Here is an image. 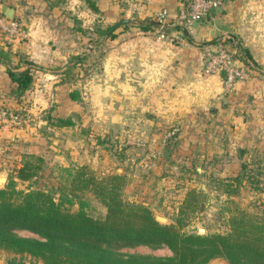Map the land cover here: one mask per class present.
<instances>
[{
    "label": "rangeland",
    "instance_id": "rangeland-1",
    "mask_svg": "<svg viewBox=\"0 0 264 264\" xmlns=\"http://www.w3.org/2000/svg\"><path fill=\"white\" fill-rule=\"evenodd\" d=\"M228 1L220 0L218 11L225 2L223 11L233 17L232 36L223 39L221 46L238 50L249 78L200 109L180 106L182 97L175 94L154 101L151 86L142 96L122 88L128 78L137 84L141 74L144 81L138 80V85L149 83L145 62L139 65L135 54L128 58L131 49L126 42L135 34L158 41L154 37L157 15L140 19L132 6L128 9L131 22L115 26L120 14L110 17L100 8L101 0H0V5L14 9L12 21L18 27L14 36L0 29V52L7 56L11 70L29 66L33 76L23 94H12V87L10 96L0 97V111L18 118L10 124L16 132L0 138V188L13 181L18 191L40 189L63 209L81 208L102 219L105 207L89 179L101 181L118 174L122 200L146 206L154 217L166 219L164 225H174L186 191L195 189L199 195L192 199L194 210L189 207L180 216L184 225L179 230L184 233L199 228L206 235L226 233L229 217L239 212L263 217L264 0ZM89 2L97 11L89 8ZM148 21L155 27L142 30ZM171 30L179 29L169 26L164 32ZM26 48L36 56H48L52 64H35L25 54ZM168 100L173 102L170 111L154 103ZM58 118L69 119L72 125L57 127ZM6 123L0 120V125ZM28 155L42 158L41 169L27 181H19L14 171ZM78 171H82L80 179H73ZM13 232L37 237L26 230ZM115 250L171 255L166 247L115 246ZM0 264L44 263L0 249ZM207 264L227 263L215 258Z\"/></svg>",
    "mask_w": 264,
    "mask_h": 264
},
{
    "label": "trees",
    "instance_id": "trees-1",
    "mask_svg": "<svg viewBox=\"0 0 264 264\" xmlns=\"http://www.w3.org/2000/svg\"><path fill=\"white\" fill-rule=\"evenodd\" d=\"M88 6L97 11L94 3L89 2ZM153 27L155 24L148 21L142 30ZM186 34L184 30L183 36ZM233 52L234 58L240 60L238 50ZM246 56L244 50L243 57ZM0 60L9 64L7 56L1 52ZM6 73L13 84L14 95L23 94L33 80L29 66L17 71L8 67ZM54 125L69 126L72 122L58 118ZM41 163V157L24 156L14 177L27 181L38 174ZM81 175L82 171H78L73 179H80ZM121 179L118 174L101 181L89 179L96 184L94 193L105 207L102 219L87 215L81 208L75 212L63 209L43 190L18 191L15 183L9 181L0 188V249L28 254L44 264H207L215 258H222L227 264H264V216L239 212L229 217L226 233H184L179 230L184 225L180 216L185 215L189 207L194 210L192 199L199 195L195 189L186 191V199L175 214V226L164 225L155 220L146 206L122 200ZM89 180L80 181L89 183ZM225 192L229 194L232 190ZM16 229L37 237L18 236L13 232ZM115 246L166 247L171 255L120 253Z\"/></svg>",
    "mask_w": 264,
    "mask_h": 264
},
{
    "label": "crops",
    "instance_id": "crops-1",
    "mask_svg": "<svg viewBox=\"0 0 264 264\" xmlns=\"http://www.w3.org/2000/svg\"><path fill=\"white\" fill-rule=\"evenodd\" d=\"M135 2L131 4L130 0H121L120 2L118 0H101L100 8L107 10L109 16H112V18L119 17L120 14L119 21H121L129 19L130 10L128 9L132 6H135L137 17L140 19L157 15L162 10H166L169 18H172L188 3L187 0H136ZM232 2L229 0L227 3ZM117 3L118 7L116 6ZM225 5V2H223L222 9L218 11L217 8L211 11L208 16L198 21V24L191 27L190 30H185L187 32L185 37L183 36V31L171 30L169 33L179 39L176 42L158 39V41H152L148 38H141L137 34L134 35V38H130L126 42L127 47L131 49V54L128 58L133 59L132 55L135 54L137 63L143 65L144 61L146 64L145 68L148 70L146 72L150 73L147 74V78H149L147 81L149 83L146 86L144 84L142 86L138 85V80L140 82L144 81V78L142 79L141 76L142 74L140 77H137V84L130 83V78H128L126 86L122 87L127 89L126 93H135L142 96L146 94L144 89H148L151 86L153 89L151 94L154 97V101L162 95L171 97L175 94L178 97H182L178 101V104L184 106V108L187 105L190 106L189 108L194 105L202 109L201 106L211 105L220 99L225 92L220 75L204 74L203 67L207 60V54L215 48L220 47V42L229 34L232 36L233 17L229 11H223ZM118 9L120 11H117ZM122 11L124 12L123 14H121ZM31 50L26 48L24 52L26 55H29L28 58L32 62L43 66L52 64V60L48 56H36ZM235 63L242 64L237 59ZM7 67L6 63L0 60V97L10 96V91L13 87L6 73ZM139 70H143V67L141 66ZM245 82L246 80L236 83L231 90L233 91ZM7 103L11 105L9 98L7 99ZM154 103L159 105L163 110L170 111V108H173L170 107L173 105V102H169V100L168 103ZM15 132V129L11 125H0V138H8Z\"/></svg>",
    "mask_w": 264,
    "mask_h": 264
},
{
    "label": "built area",
    "instance_id": "built-area-1",
    "mask_svg": "<svg viewBox=\"0 0 264 264\" xmlns=\"http://www.w3.org/2000/svg\"><path fill=\"white\" fill-rule=\"evenodd\" d=\"M219 5L220 0H189L187 5L172 18H169L166 10H162L156 16L158 26L154 37L169 42H174V39L179 40L175 35L165 33L166 27L176 26L179 31L190 30L193 22L201 21ZM0 29L10 36H14L18 32L17 23L6 20L1 15ZM233 55L232 50L220 46L207 54V60L203 67L204 74L220 75L224 91H230L236 83L249 78L248 69L243 64H236ZM0 120L6 121V124L10 125L11 123H17L18 118L8 115L6 110H2L0 111Z\"/></svg>",
    "mask_w": 264,
    "mask_h": 264
},
{
    "label": "water",
    "instance_id": "water-1",
    "mask_svg": "<svg viewBox=\"0 0 264 264\" xmlns=\"http://www.w3.org/2000/svg\"><path fill=\"white\" fill-rule=\"evenodd\" d=\"M13 13H14L13 8L8 7L6 5H0V15L3 16L5 19L12 20L13 19ZM126 23H130V20L129 19H123V20L119 21L115 26H118L121 24H126ZM196 24H198V22H193L191 27H194V25H196ZM212 112H214V110ZM154 218L157 222H159L161 224H164L166 222V219L162 216H155ZM196 233L203 235L204 230L202 228H199Z\"/></svg>",
    "mask_w": 264,
    "mask_h": 264
}]
</instances>
